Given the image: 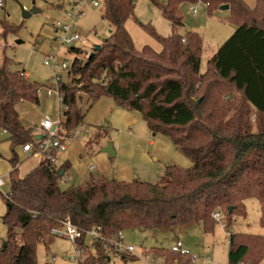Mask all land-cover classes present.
I'll return each mask as SVG.
<instances>
[{
    "label": "trees",
    "instance_id": "trees-1",
    "mask_svg": "<svg viewBox=\"0 0 264 264\" xmlns=\"http://www.w3.org/2000/svg\"><path fill=\"white\" fill-rule=\"evenodd\" d=\"M149 1L159 6V0ZM134 2L104 0L102 19L110 28L108 37L85 62L71 63L68 84L59 80L62 104L68 107L62 113V132L71 135L82 126L95 101L110 97L122 109L138 113L152 134L166 136L191 166H167L157 184L97 178L62 190L59 183L66 180L67 167L50 171L44 162L38 164L23 178L10 180L4 197L6 213L1 218L7 239L0 250V264H37V245L67 216L77 228L98 229L106 238L128 230L173 231L189 223L212 233L214 212L223 215L228 230L236 217H245L244 201L254 198L264 228V0H256L253 10L240 0H163L159 10L172 33L160 38L150 31L162 46L159 53L147 47L137 51L124 29ZM183 2H200L209 14L222 5L234 10V32L203 70L200 37L176 33L183 27L178 11ZM12 32L2 24L0 35ZM6 63L0 67V128L12 142L24 146L36 136L33 128L21 124L16 106L22 102L37 105L38 89L23 72L11 73ZM249 119L257 120L254 129ZM228 237L227 264H258L264 257V238ZM156 253L163 258L162 264H173L176 259L179 264H192L189 255ZM108 261L98 244L87 260L88 264Z\"/></svg>",
    "mask_w": 264,
    "mask_h": 264
},
{
    "label": "rangeland",
    "instance_id": "rangeland-1",
    "mask_svg": "<svg viewBox=\"0 0 264 264\" xmlns=\"http://www.w3.org/2000/svg\"><path fill=\"white\" fill-rule=\"evenodd\" d=\"M91 1H86V5L81 10L82 13L74 19L73 23L76 25V30L84 42L74 45L72 48L61 46L58 40H55L54 26L58 22L69 23L71 17L79 9L76 6L77 0H6L3 7L0 8V34H2L3 23L14 30L12 33L0 35V67L4 62H7V68L11 73L23 72L27 75L28 82L37 87L39 103L30 105L26 110L30 116L37 119V124L44 117L51 121L63 119L57 95L53 93L51 97H48L46 92L50 85L54 86L55 75L59 77L61 84L66 85L71 80L65 71L44 66V59L47 56L57 54L59 61H65L69 67L74 60L85 62L92 52L93 46H101L108 37L110 28L102 19L105 10L104 0H96L98 7H92ZM240 2L249 10H253L257 5L256 0H240ZM158 3L159 6L162 5L161 2ZM159 6L154 5L149 0H135L134 2L133 15L125 21L124 29L137 51L145 47L155 53L161 51L162 46L150 33L151 30L160 38L168 37L172 33L171 26L162 17ZM32 8L38 12L29 18H23L22 12ZM191 9L196 10L194 16ZM178 11L182 16L183 27L179 28L176 33L184 37L187 33L192 32L200 37L202 42L200 70H203L208 59L235 30L237 22L234 18V10L230 7L227 10H216L209 14L204 4L200 2L195 4L183 2L179 4ZM17 41L21 43L16 44ZM75 49L77 50L75 51ZM81 96L83 99L86 98L84 94ZM196 96L199 95L196 94ZM228 106L230 105H223V107ZM82 109L85 108L82 107ZM249 122L253 129L258 125L257 120L254 122L250 120ZM133 127L134 129H132L138 135L149 134V138L147 140L137 138L135 143H138L139 150L129 154L125 151L126 154L120 156L122 161L127 162L128 159L133 167H141L150 171L161 170L160 180L166 166L175 165L185 169L191 165V162L178 153L165 139L166 137H162L160 134H152L142 119L139 118ZM174 131V129L170 130V132ZM113 133L115 134L114 138L117 136L124 138L123 134L118 135L116 131ZM161 138L169 142L167 147L163 148L161 152H152L162 142ZM91 139L92 137H83L80 140L86 150L93 146ZM148 140L154 141L153 148L149 147ZM129 149L130 147L127 150ZM12 150L18 158L19 165L17 164V168H19L20 177L24 173L23 167L28 160L21 148L11 149L8 136L0 128V178L5 184V187L0 191V250L7 239V230L1 218L6 213L4 196L10 191L9 173L11 171ZM97 151L100 150L97 149L95 152ZM112 160L114 162V158ZM83 183L81 179L79 180L68 173L66 180L59 183V187L64 190ZM243 205L245 217H236L228 230L221 228L219 223L215 222L212 233H204L201 225L196 223H189L174 231L167 228H161L155 233L153 229L124 231L122 232V243L125 246H132L135 255L128 257L110 255L108 264H162L163 258L158 256L156 252L169 253L177 241L182 243L189 256L195 259L196 264H207L208 260L211 264H227L228 235L264 238V228L259 224L260 207L258 201L254 198L247 199ZM220 223L223 222L220 221ZM84 241L88 244L91 237L85 236ZM75 259V247L65 238L49 235L36 247L37 264H74ZM172 263L179 264L178 259ZM258 264H264V257Z\"/></svg>",
    "mask_w": 264,
    "mask_h": 264
},
{
    "label": "crops",
    "instance_id": "crops-1",
    "mask_svg": "<svg viewBox=\"0 0 264 264\" xmlns=\"http://www.w3.org/2000/svg\"><path fill=\"white\" fill-rule=\"evenodd\" d=\"M54 32L56 34L55 29ZM24 77L28 81L26 74H24ZM30 105L32 104L22 102L16 106L19 120L26 129H31L37 124V119H35L33 116H30L26 111L27 108L30 107ZM21 112L25 113L21 114ZM139 118L142 119L138 113L122 109L112 98L101 97L100 99L95 101L91 108H89L85 113L82 126L87 130V136H79L76 139L68 142V149L66 153L59 157L58 167H67V174L70 173L77 179H81L82 182H84L83 184L89 182L91 179L97 178L115 179L118 182L125 183H130L133 180H138L144 183L157 184L160 180L161 170L150 171L141 167H133L128 159L127 162H125L121 160L122 158H120V156L126 154V152L129 154L135 152L136 150H139L138 143H135L137 142V138H143L144 140H147L149 138V134L140 136L133 130V126L136 121H139ZM113 131H116L118 135L123 134L124 138H121L120 136L114 138L115 134L113 133ZM5 134L8 136L11 149L21 148L20 145H17L10 140V137L7 133ZM98 135H100V137H98V140H96L93 143V146L88 150H86L85 146L83 147L82 142H80L83 137L93 138ZM162 137L166 136L162 135ZM165 139L170 142L167 137ZM161 140L162 142L160 143L158 148L153 149L152 152H161L163 148L167 147L169 142L164 140V138H161ZM108 143H112L113 149L116 152L115 157H113L114 162L112 158H109L106 154L101 153L100 151L95 152L97 149L100 150L102 146L104 147ZM148 145L150 148H153L154 141L148 140ZM94 147L97 149L95 150ZM129 147L130 149L127 150ZM11 154L12 159V157L14 156L13 154H15L14 150L11 151ZM149 155L151 154L149 153ZM15 158L18 162L16 154ZM11 159V171L9 173L10 180L23 178L38 166L35 160L29 159L23 167L24 173L19 177V168H17L16 171H13L14 168L12 167ZM154 160L156 161V158ZM88 166H93V171L89 172L87 169ZM184 226H181L179 228H182ZM156 232L158 231L156 230Z\"/></svg>",
    "mask_w": 264,
    "mask_h": 264
},
{
    "label": "built area",
    "instance_id": "built-area-1",
    "mask_svg": "<svg viewBox=\"0 0 264 264\" xmlns=\"http://www.w3.org/2000/svg\"><path fill=\"white\" fill-rule=\"evenodd\" d=\"M6 0H0V8L3 7ZM87 0H77L76 6L79 7L75 15L71 17L69 23L62 24L56 23L54 29L56 31V40L60 43L61 46L66 48H72L74 45L83 43V38L76 30V25L73 23L74 19L80 15L81 10L86 5ZM162 2L163 0H159ZM92 7H98V2L92 0L90 2ZM192 15L196 14L195 9H191ZM44 66H51L54 70L56 68L65 71L66 73L69 70V66L65 61L60 62L58 55L47 56L43 61ZM24 77V73H21ZM59 77L55 75V84L50 85L47 88V96L51 97L55 93L58 97L60 104V109L63 112L68 110V107L62 104L63 96L59 93L58 82ZM54 88V89H52ZM63 120V119H62ZM62 120L59 118L57 121H51L49 118L44 117L33 127L35 136H42L38 140H33L28 144L21 146L22 152L25 155L27 160L33 159L37 164L45 163L46 167L50 170H56L59 163V157L66 153L68 149V142L76 139L79 136H87V130L81 126L74 130L71 135H68L66 132H62ZM88 171H93V166L87 167ZM65 180V178H63ZM5 187V184L0 178V191ZM7 194L4 196L6 197ZM211 218L214 222L219 223L221 228L225 229V221L223 215L220 212H214L211 215ZM222 221L223 223H220ZM49 235L54 237L65 238L70 241L75 247L76 259L74 264H88L87 260L89 256L95 254L96 245H100L101 248L106 252L108 260L110 255L128 257L135 255V250L132 246H125L122 243V233H118L115 237L106 238L99 233L98 229L92 230H81L74 226L69 217L67 216L63 220L59 221L58 225L50 228ZM85 236H90L91 241L86 244ZM172 253H175L179 256L189 255L187 250H185L180 241H177L170 250ZM192 258V257H191ZM192 264H196L194 258L191 260ZM207 264H211L210 260L207 261Z\"/></svg>",
    "mask_w": 264,
    "mask_h": 264
},
{
    "label": "water",
    "instance_id": "water-1",
    "mask_svg": "<svg viewBox=\"0 0 264 264\" xmlns=\"http://www.w3.org/2000/svg\"><path fill=\"white\" fill-rule=\"evenodd\" d=\"M229 7H228V5H222V6H220L219 7V10H227ZM38 11L37 10H35L34 8H32L31 10H29V11H23L22 12V16H23V18H29L31 15H33V14H36ZM21 42H19V41H17L16 42V44H20ZM100 46L99 45H95V46H93V49H92V52L89 54V58L91 57V56H93V54L95 53V52H98L99 50H100ZM42 136H36L35 137V140H38V139H40ZM100 152L101 153H104V154H106L109 158H113V157H115V155H116V152H115V150L113 149V145H112V143H108L105 147H102L101 149H100ZM62 174H63V171H61L58 175L59 176H62ZM156 232V230H154V233Z\"/></svg>",
    "mask_w": 264,
    "mask_h": 264
}]
</instances>
